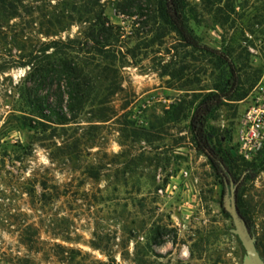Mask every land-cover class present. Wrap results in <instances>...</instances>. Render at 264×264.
Instances as JSON below:
<instances>
[{
    "label": "rangeland",
    "instance_id": "374dc122",
    "mask_svg": "<svg viewBox=\"0 0 264 264\" xmlns=\"http://www.w3.org/2000/svg\"><path fill=\"white\" fill-rule=\"evenodd\" d=\"M14 1L21 16L0 22V264H243L225 184L188 129L218 62L185 47L152 10L129 17L123 0H101L117 45L105 59L89 56L117 70L76 119L47 122L26 105L35 86L20 64L46 32L83 38L90 26L77 22L81 0ZM188 2L194 33L230 56L246 92L211 122L222 148L237 151L240 178L264 160V141L247 155L239 141L250 94L264 82V0ZM233 180L250 230L264 234V170Z\"/></svg>",
    "mask_w": 264,
    "mask_h": 264
},
{
    "label": "trees",
    "instance_id": "16d2710c",
    "mask_svg": "<svg viewBox=\"0 0 264 264\" xmlns=\"http://www.w3.org/2000/svg\"><path fill=\"white\" fill-rule=\"evenodd\" d=\"M80 3L81 8L76 12L80 14L77 22L89 24V32L83 29V38L68 37L63 40L52 38L57 32L48 31L45 33L48 40H40L39 47L26 54L24 62L20 64V67L29 69L27 79L35 86V90L26 95V105L32 113L47 122L65 124L68 117L76 119L83 108L94 100L91 95L97 90L98 80L106 81L105 76L117 70L113 64H102L99 60L95 63V56H99L100 60L110 57L107 54L117 45L114 40L115 26L105 16L101 0H81ZM119 6L122 13L129 17L142 15L144 9L152 10L155 19L170 28L185 47L202 51L218 62L221 72L218 81L212 90L200 93L191 109L188 129L192 143L195 150L208 159L221 183L225 184L227 174L235 180H254L264 170V160L259 165L248 163L245 174L236 178L238 153L233 147L223 149L217 141L215 128L211 126L218 111L228 101L246 96L241 88L238 69L228 54L201 43L190 24L192 10L188 0H123ZM20 16L19 5L14 0H0V22ZM91 52L95 54L93 58L89 56ZM94 69L101 70V75L95 73ZM111 85L121 89L117 82ZM115 89L112 93L116 92ZM236 194L239 212L251 228V219L244 212L240 196ZM223 211L227 214L224 207ZM256 239L257 249L264 260V234L256 235Z\"/></svg>",
    "mask_w": 264,
    "mask_h": 264
},
{
    "label": "built area",
    "instance_id": "2783aa9c",
    "mask_svg": "<svg viewBox=\"0 0 264 264\" xmlns=\"http://www.w3.org/2000/svg\"><path fill=\"white\" fill-rule=\"evenodd\" d=\"M252 102L243 114L239 126L240 143L246 155L260 149L264 141V82L250 94Z\"/></svg>",
    "mask_w": 264,
    "mask_h": 264
},
{
    "label": "water",
    "instance_id": "95a60500",
    "mask_svg": "<svg viewBox=\"0 0 264 264\" xmlns=\"http://www.w3.org/2000/svg\"><path fill=\"white\" fill-rule=\"evenodd\" d=\"M230 189L227 190L226 200L224 202V209L230 215L233 224V234L239 239L245 249L246 256L243 264H264L257 249V239L255 234L250 230L247 222L241 216L237 207L236 191L238 183H235L232 176L228 174ZM225 184L228 181L225 180Z\"/></svg>",
    "mask_w": 264,
    "mask_h": 264
},
{
    "label": "flooded vegetation",
    "instance_id": "af4514ba",
    "mask_svg": "<svg viewBox=\"0 0 264 264\" xmlns=\"http://www.w3.org/2000/svg\"><path fill=\"white\" fill-rule=\"evenodd\" d=\"M225 187H226V189H225V195H224V202H225V200H226V195H227V190H228V188H227V185L225 184ZM229 189H230V186H229Z\"/></svg>",
    "mask_w": 264,
    "mask_h": 264
}]
</instances>
